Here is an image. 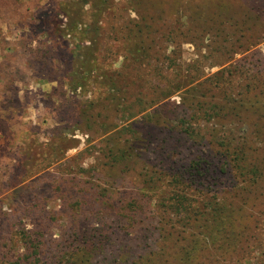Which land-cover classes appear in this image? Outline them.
Masks as SVG:
<instances>
[{
    "label": "rangeland",
    "instance_id": "1",
    "mask_svg": "<svg viewBox=\"0 0 264 264\" xmlns=\"http://www.w3.org/2000/svg\"><path fill=\"white\" fill-rule=\"evenodd\" d=\"M162 1V8L154 11L152 0H104L91 33L83 26L78 29L82 28L85 35H64V28L58 29L64 38L57 43L67 41L76 49L82 41V45L91 47L83 61H74L72 68L76 81L87 77L89 85L83 88L71 86L70 77H59L61 66L52 55L38 60L29 53L30 49L40 50V54L52 49L32 31L37 15L55 12L56 25L62 28L69 20L68 8L73 11L71 0H0V244L18 241L16 232L22 227L34 230L39 224L37 218L50 225L46 237L60 240L67 223L64 212L79 197L80 187L100 192L103 197L108 195L110 200L128 190L153 204L172 194L165 180L144 190L138 176L143 167L120 175L114 184L110 175L105 177L107 173L100 164L105 145L114 143L118 133L128 132L133 126L137 133L143 132L141 126L137 128L141 118L159 106L164 105L169 112L166 120L198 99L210 105L222 100L264 109V0H195L201 8L198 13L207 18V24L196 31L181 7L191 0ZM89 8L85 5L83 9ZM128 19L141 24L154 20L149 28L154 37L142 43L151 50L137 62L128 58L132 48L114 32ZM245 19H250L249 27L237 31L233 22ZM219 21L221 26L214 28L212 24ZM250 69L262 76L257 90L245 94L239 86L247 81L245 74ZM113 72L121 75L116 78L121 91L112 101L108 99L111 88L104 79ZM211 76L219 83L226 80L219 91L203 89ZM85 103L92 106L78 123L73 114H63L62 107L76 112ZM209 109L211 106L205 112L208 116L198 118L194 127L203 128L207 134L215 131L233 145L254 139L252 129L242 121L228 118L218 122ZM199 148L209 149V139ZM193 151L189 143L177 149L181 159L188 160ZM158 160L151 159L147 167H158ZM172 161L173 157L168 160ZM218 170V182L210 180L207 187L188 192L200 209L206 197L222 205L216 223L205 222L193 232L182 229V234L194 241L191 257L197 264H264V192L253 202L244 203L235 190L247 188V180L233 179L224 166ZM61 183L66 185L62 187ZM29 210L36 216L32 217ZM113 238L115 246H122L121 253L146 243L130 234L125 239L115 234Z\"/></svg>",
    "mask_w": 264,
    "mask_h": 264
},
{
    "label": "trees",
    "instance_id": "2",
    "mask_svg": "<svg viewBox=\"0 0 264 264\" xmlns=\"http://www.w3.org/2000/svg\"><path fill=\"white\" fill-rule=\"evenodd\" d=\"M71 2L73 11L70 12L67 7L69 20L62 28L56 25L55 12L48 10L37 15L32 31L49 42L52 49L41 54L40 50L30 49L29 53L33 59L38 60H46L47 55H52L61 66L59 77H70L71 86L84 88L89 85L87 77H83L80 82L76 81L73 79L76 72L72 68L74 61H83L91 47L82 45V41L77 43L76 49L70 48L67 41L57 43L64 38L57 31L64 28V35L70 32L85 35V31H80L82 28L78 29L83 26L87 33H91L96 16L103 10L104 0ZM162 4V0H152L151 7L156 11L162 8ZM85 5L90 8L83 9ZM181 7L187 11L193 29L207 24V18L198 13H201V8L198 7L197 1L183 2ZM153 21L141 24L135 19H128L125 25L114 28L123 43L132 48L128 54L132 62H137L138 58L146 55V51L151 50L142 43H149L151 36L154 37L149 30L154 26ZM249 22L251 23L250 19H245L234 21L233 24L237 23V31H244L249 27ZM221 23L222 21H219L218 25L212 26L218 28ZM112 26H115L114 22ZM56 33L58 36L54 35ZM116 73L113 72L104 79L111 88V92L108 91V99L112 101L114 94L121 91L116 83V78L121 75ZM245 75L247 81L239 86L241 91L246 94L257 90V81L262 73L250 69ZM211 77L203 86L205 91H219V88H223L222 85L226 82L224 78L219 83L213 78L215 76ZM91 106L92 103L81 104L76 112L67 106L62 107V110L63 114H73L78 123L81 117L85 118L84 114ZM209 106V114H213L216 121L238 119L247 129H252L254 139L247 144L233 145L229 139L218 136L215 131L207 134L203 128L194 127L193 124L198 118L208 116L205 112ZM168 113L164 105L159 106L148 116L141 118L142 123L137 125V128L141 126L143 132L137 133L138 129L133 126L128 132L118 133L114 143L104 146V161L100 164L107 173L105 177L110 175L113 180L110 182L114 184L120 175L143 167L138 176L144 190L155 188L165 180V186L172 194L159 198L156 204H153L146 196L147 200L144 196L135 195L128 190L122 192L117 199L110 200L108 195L103 197L100 192L80 187L79 197L69 204L67 213L64 212L67 223L62 229L60 240L46 237L50 225L46 220L39 221L37 218L39 224L35 223L34 230L22 227L16 232L18 241L9 244L5 240L0 244V264H197V260L191 257L195 250L194 241L182 232L189 229L193 232L205 222L216 223L222 205L219 201L206 197L200 209L199 205L189 199L188 192L195 187H207L210 180L218 179V182L219 175L221 176L219 166H224L233 179L239 180L243 177L242 179L247 180V188L235 190L242 202H253L264 192V109L249 103L234 104L222 100L210 105L198 99L191 106L174 111L172 118L166 120ZM103 126H106L105 123ZM205 139H209L210 144L207 150L199 148ZM185 143H189L192 150L194 149V154L189 160L181 159V153L177 152L178 147ZM172 157L173 161L168 162ZM155 158L159 159V166L147 167L149 161ZM211 163L213 166L210 168ZM165 164L169 166L161 169ZM64 185L66 184L61 183L62 187ZM28 213L32 217L37 214L33 210ZM114 234L120 239H125L127 234H130L136 240L146 243L135 245L133 251L127 248L121 253L122 246L117 247L113 243ZM130 252V258L133 255L134 258H123Z\"/></svg>",
    "mask_w": 264,
    "mask_h": 264
}]
</instances>
